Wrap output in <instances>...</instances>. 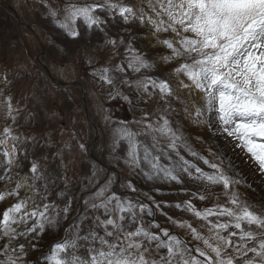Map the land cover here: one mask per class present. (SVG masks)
<instances>
[{"label":"snow or ice","instance_id":"1","mask_svg":"<svg viewBox=\"0 0 264 264\" xmlns=\"http://www.w3.org/2000/svg\"><path fill=\"white\" fill-rule=\"evenodd\" d=\"M41 7L73 39L80 35L78 21L88 30L104 33L112 55L121 59L94 70V78L107 86L110 100L144 105L141 119L135 121L136 130L127 122L116 124L106 117L110 124L107 148L113 161L119 165L123 160L137 176L149 181L220 185L225 203L202 210L191 199L174 205L207 221L209 236L205 237L187 221L164 213L151 196L150 205L139 197L112 191L118 173L112 172L100 184L91 172L83 179L96 188L92 199L82 200L84 211L67 226L63 242L55 243L50 256L38 254L33 258L35 264L42 259L44 264H264V212L252 210L239 199L233 187L240 181L197 152L181 123L199 126L204 120L210 139L222 137L233 151L244 152L264 175V0H157L149 15L114 0L83 5L42 0ZM117 17L129 26L122 30L127 39L107 34L109 21ZM137 23L151 28L150 35L170 50L171 55L161 56L162 60L183 61L174 68L175 84L148 74L154 62L135 47ZM161 32L174 35L161 40ZM8 87V77L3 75L0 97ZM153 102L155 107L148 108ZM175 103L182 107L177 110ZM3 104L0 119L11 123L0 128V202L8 198L13 202L0 213V264H30L31 252L46 225L58 223L61 217L67 219L72 210L74 197L69 193L74 181L67 175L66 163L69 149L56 147L54 136L46 140V146L55 147L50 153L51 166H46L49 155L37 158L30 150V144L39 143L36 137L18 131L21 109L13 106L12 96ZM209 154L215 155L211 149ZM123 186L132 193L138 191L132 181ZM182 191L206 199L190 189ZM57 198L63 199L58 202ZM164 207H169L167 202ZM154 208L175 227L186 229L193 240L202 241L207 251L190 248L163 228L155 220Z\"/></svg>","mask_w":264,"mask_h":264},{"label":"rangeland","instance_id":"2","mask_svg":"<svg viewBox=\"0 0 264 264\" xmlns=\"http://www.w3.org/2000/svg\"><path fill=\"white\" fill-rule=\"evenodd\" d=\"M41 2L42 0H0V4L8 5L13 10L11 12L0 5V77L7 75L9 81V87L4 91L3 97H0V116L5 111L3 100L11 95L13 106L21 109L17 119L18 131L26 133L29 137H36L39 143L30 144V150L35 152L37 158L49 155L46 166H51L50 153L55 151V147L51 144L45 145L46 140L54 136L56 147L69 149L66 158L67 175L74 181L69 193L74 197V202L67 219L61 217L58 223L46 225L36 249L31 252L30 264H35L33 258L38 254L43 253L48 256L52 254L55 243L63 242V238L67 235L65 232L67 226L84 211L82 200L92 199L91 193L96 188L86 184L83 179L91 172H95L93 179L100 184H103L112 172L118 173V181L112 191L133 199L139 197L150 205L152 202L148 197L151 196L154 201L161 204L162 211L168 216L175 220L187 221L198 232L208 237L207 221L178 210L174 205L189 199L197 209L201 210L216 203L223 204L225 196L222 186L208 183L194 184L187 181L184 185L175 182L149 181L137 176L123 160L119 165L113 161L107 148V143L110 141V124L106 123V117H110L111 122L116 124L127 122L129 127L136 130L135 121L141 119L140 110L144 105L136 107L122 99L110 100L107 86L102 87L94 78V70L105 66L106 62L115 65L121 59V56L112 55L111 46L105 43L104 33L96 29L88 30L81 21H78L80 35L73 39L59 27L57 19L48 17L41 7ZM65 2L83 5L93 3L95 0H65ZM114 2L133 6L138 12L142 10L145 15H149L157 0H114ZM109 25L106 29L108 36L117 40L120 36H125L127 39L122 30L129 26L120 22L119 17L109 21ZM151 31V28L137 23L135 34L138 40L135 47L154 62L149 75L169 79L175 84L178 77L174 73V68L183 61L177 59L166 63L162 60L161 56L171 55V52L165 46L158 44L157 36L150 35ZM173 35L171 32H161L158 38L171 39ZM120 51L122 54L123 47ZM42 64L59 84L51 80ZM179 78L184 79L182 76ZM79 87L83 88L84 93ZM122 91L127 93L128 89L123 88ZM82 97L86 108L83 106ZM147 107L154 108L155 102ZM173 107L179 110L182 105L175 103ZM10 123V120L0 119V128ZM181 123L185 137L197 152L220 164L227 175L240 181L233 187L239 199L248 204L252 210L258 213L264 212V175L259 173L257 166L248 156L239 149L233 151L228 141L222 137L210 139L211 132L208 131L204 120L199 126L191 122L181 121ZM81 143L84 145L83 149L79 148ZM232 143L236 141L232 140ZM209 149L215 154L214 156L209 154ZM186 158L191 159L187 155ZM201 166L205 171H211L206 166L202 164ZM144 170L148 171L147 165H144ZM128 181H132L137 188L136 193L123 186ZM182 188L196 192L197 196L204 195L206 199L201 201L194 198L182 191ZM2 190L3 187L0 186V191ZM53 192H55L54 186ZM49 199L53 197L50 196ZM62 199L57 198V201ZM12 202L11 198L0 202V213ZM164 202H167L169 207H164ZM154 211H156L155 220L163 228L177 234L190 248L199 246L207 251L202 241L193 240L186 229L175 227L166 216L161 215L159 210L154 208ZM145 219L150 218L145 217ZM47 247L49 250L45 252ZM41 264H44L43 259Z\"/></svg>","mask_w":264,"mask_h":264}]
</instances>
